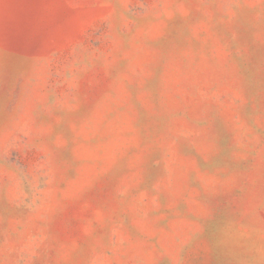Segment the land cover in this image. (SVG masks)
Listing matches in <instances>:
<instances>
[{"label": "rangeland", "instance_id": "obj_1", "mask_svg": "<svg viewBox=\"0 0 264 264\" xmlns=\"http://www.w3.org/2000/svg\"><path fill=\"white\" fill-rule=\"evenodd\" d=\"M0 264H264V0H0Z\"/></svg>", "mask_w": 264, "mask_h": 264}]
</instances>
